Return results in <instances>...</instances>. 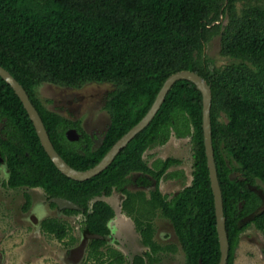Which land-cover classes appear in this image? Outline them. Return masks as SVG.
Wrapping results in <instances>:
<instances>
[{"label":"trees","instance_id":"1","mask_svg":"<svg viewBox=\"0 0 264 264\" xmlns=\"http://www.w3.org/2000/svg\"><path fill=\"white\" fill-rule=\"evenodd\" d=\"M217 33L221 54L229 62L212 66L204 49ZM0 65L24 86L56 150L79 170L96 165L143 118L171 74L184 69L199 73L213 94V146L230 243L227 264H235L241 235L251 223L264 236V0H0ZM44 82L74 88L114 84L107 100L112 122L98 147L67 138L72 122L49 110L36 94ZM173 133L192 140L191 182L173 197L158 186L150 196L128 190L125 184L135 172L149 174L157 183L166 175L183 174L181 169L167 171L182 162L179 158L159 157L148 164L144 157ZM0 155V166L5 164L8 171L5 187H39L47 198L65 197L84 208L64 212L84 213V232L104 236L90 240L91 256L105 254L102 248L115 210L103 197L119 189L126 194L123 206L128 212L149 205L171 220L184 264H219L203 96L190 80L174 83L148 126L104 171L79 181L51 160L23 102L0 75ZM143 179L150 183L148 177L138 178ZM25 197L27 210L32 197ZM41 227L59 239L68 234L67 223L58 217L43 219ZM139 229L152 248L146 257L153 264L163 248L153 240L151 222H141ZM108 249L118 260L120 254ZM133 264H146V259L137 255Z\"/></svg>","mask_w":264,"mask_h":264},{"label":"rangeland","instance_id":"2","mask_svg":"<svg viewBox=\"0 0 264 264\" xmlns=\"http://www.w3.org/2000/svg\"><path fill=\"white\" fill-rule=\"evenodd\" d=\"M204 50L212 66H221L229 62V58L221 54V37L218 33L211 36ZM113 88V83L92 82L80 88H73L44 82L36 87V94L48 108L72 119L85 120L91 114L90 110L92 115L94 114V119L99 115H105L104 96L107 91ZM81 142H76L74 145L80 146L83 144ZM168 156L179 158L182 161L179 168L185 170L186 183H190L194 168L191 138L174 137L166 145L155 147L145 153V159L148 163L157 157L166 158ZM175 167L176 165L172 168ZM7 177V167L3 164L0 166V264H108L110 262L111 258L106 254L102 258L90 255V239L86 237L82 228V214H66L57 207L51 206L42 188L34 190L25 187L20 189L5 187L2 181ZM165 182L164 191L167 190L171 193L181 189L185 184L180 180L165 179ZM131 189L138 190L135 181L132 183ZM149 189L146 191L147 194H149ZM26 193L32 197L27 210L24 209ZM117 195L119 193L114 192V196L117 197ZM114 196L113 194L110 195L106 201H110L112 197L114 199ZM114 202L111 205L115 208ZM119 209L120 212L128 215L127 210L122 207ZM159 211L145 205L140 211L136 210L131 214L138 227H140L141 222L146 224L148 219L156 216L153 218L155 231H157L156 238L167 249L162 255L163 263L184 264L185 255L174 226L168 219L162 218ZM48 217H58L65 220L68 225V234L65 238L59 239L42 230L41 222ZM118 217L123 222V216H116L113 220H117ZM136 222L133 226L135 229H137ZM114 225L115 222L112 221V230L116 228ZM122 227H124L123 232L120 234ZM118 233L120 239L124 241L123 244L126 245V249H128V264H131L134 255L139 250L136 249L132 252L128 247V242L134 243L132 237L135 235L132 234V230L128 232V220L127 224H121ZM111 236L112 239L108 240L104 247L114 245L115 232L112 231ZM136 244L138 247L141 242ZM71 248L75 250L73 254L70 253ZM235 264H264V236L253 223L241 235L236 250Z\"/></svg>","mask_w":264,"mask_h":264},{"label":"water","instance_id":"3","mask_svg":"<svg viewBox=\"0 0 264 264\" xmlns=\"http://www.w3.org/2000/svg\"><path fill=\"white\" fill-rule=\"evenodd\" d=\"M0 75L4 80H6L12 88L15 90L16 94L20 97L26 108L33 124L36 128L38 136L44 146L47 154L57 166V168L66 176L79 181L88 180L91 177L104 171L115 159V157L129 144V142L141 132L154 116L157 114L161 105L163 104L165 97L171 87L177 80L187 79L194 82L197 88L202 92L203 96V130H204V143L205 152L207 156V163L209 167L211 187L214 194L215 209H216V219H217V231L220 242L221 258L219 264H227L229 257V238L226 229V216L224 213L223 195L222 189L218 177V169L215 162V151L213 146V136H212V120H211V108H212V89L211 84L199 73L193 70H180L171 74L164 82L162 88L158 92L156 99L154 100L151 108L143 116V118L137 122L132 128H130L123 136H121L110 148V150L104 155V157L93 167L86 170H79L70 165L62 155L56 150L50 135L46 129L44 121L32 103L30 96L24 86L2 65H0ZM66 136L69 140L75 141L80 138V134L74 128L67 130ZM4 159L0 155V162ZM49 203H55L59 209H74L83 211L84 208L77 204L76 202L60 196H53L48 199ZM89 238H104L100 234H88ZM202 264V260L200 263Z\"/></svg>","mask_w":264,"mask_h":264},{"label":"flooded vegetation","instance_id":"4","mask_svg":"<svg viewBox=\"0 0 264 264\" xmlns=\"http://www.w3.org/2000/svg\"><path fill=\"white\" fill-rule=\"evenodd\" d=\"M98 83V82H97ZM103 83H110V82H103ZM87 84H89V83H87ZM83 87V86H82ZM74 88V87H73ZM114 90V88L112 89V90H109V91H107L106 93H105V96H104V104H103V108H104V110H105V115H99V116H97V118L96 119H94V114L92 115V111L90 110L89 112L91 113L90 115H88L86 118H85V120H79V119H72V118H70V117H67V116H65V115H62L61 113H59V112H57V111H55V110H53V109H50V108H48L46 105V107L49 109V110H51V111H53V112H56V113H58V114H60L61 116H63V117H65V118H67L69 121H71L72 122V125L71 126H69V128L68 129H71V128H74V129H76L77 131H78V133L80 134V141L81 140H83V143H84V145H89L90 146V148H96V147H98L101 143H102V140H103V138H104V136H105V134H106V132H107V130H108V128H109V126H110V124H111V122H112V116H111V113H110V111L107 109V100H108V96L110 95V93L112 92ZM73 124H76V125H73ZM91 127V128H90ZM67 129V130H68ZM174 137H178V138H186V137H189V136H185V137H183V136H177L176 134H172L171 136H170V138L164 143V144H160V145H156V146H154L153 148H155V147H158V146H164V145H166L172 138H174ZM84 140H86L85 142H84ZM153 148H151V149H153ZM151 149H149V150H151ZM148 151V150H147ZM146 151V152H147ZM145 152V153H146ZM144 157H145V154H144ZM168 157H170V156H168ZM157 158H159V157H157ZM161 158H163V157H161ZM167 158V157H166ZM154 161V160H153ZM153 161L151 162V163H148V164H152L153 163ZM3 165V164H2ZM1 165V166H2ZM179 166L180 165H177L175 168H172V167H174V166H171L167 171H172V170H175V169H181V170H183V174L182 175H179V176H177V177H169V176H165V177H163V178H161V180L157 183V181L151 176V175H149V174H144V173H142V172H135L134 174H132V179H131V181H129L127 184H125V187L128 189V190H130V191H138V190H143L146 194H147V189H149V194H147L148 196H150V193H151V191L152 190H154V189H156V187L158 186V188L160 189V191L164 194V195H168L169 197H173V196H175L176 194H178L179 193V191L182 189V188H184L187 184H189V183H186V172H185V170L183 169V168H179ZM135 175V176H134ZM148 177L149 179H150V183H145V179H143V180H138V178L139 177ZM8 178V177H7ZM7 178H5V179H7ZM4 179V180H5ZM165 179H170V180H172V181H183V182H185V184H184V186L181 188V189H178L177 191H174V193H171V192H168L167 190V192L166 191H164V185L166 184V182H165ZM135 181V183H136V185H137V187H138V190H132L131 189V185H132V183ZM192 180V179H191ZM2 183H3V181H2ZM175 184V183H174ZM9 188V187H8ZM21 188H24V187H21ZM25 188H28V187H25ZM12 189H20V188H12ZM29 189H39V187H32V188H29ZM167 189V188H166ZM45 192V191H44ZM114 192L115 193H119V195H117V197H115L114 196ZM46 194V193H45ZM113 196H114V199H113V197H112V201L110 200V201H107L110 205H111V203L112 202H114V204H115V208H114V210H115V215H114V217L113 218H116V216H123L122 218H123V222L120 220V218L118 217V219L116 220H113V218L109 221V227H111V223H112V221L113 222H115V225H114V227H116L115 228V230L113 229L112 230V227H111V233L106 237V239H107V241L108 240H111L112 239V231L113 232H115V234H116V236L114 237V239H113V241H114V245L113 246H107V247H104V248H102L103 250H104V252H105V254L106 255H108V257H110L111 258V260H116V256L115 255H117V254H115V255H113V257H111L108 253H107V251L108 252H110L109 251V247H112L113 249H115L116 250V252L117 253H119L120 255H118L117 256V258H119L118 260H116L115 261V264H128V255H127V253H128V249H126L127 247H126V245L125 244H123V240H121L120 239V235H119V233H118V230H119V228L121 227V224L122 223H125V224H127V220H128V232H130L131 230H132V234H135L132 238H133V241H134V243H129L128 242V247H129V249L132 251V252H134L136 249L137 250H139L135 255H134V258H133V260H132V262H131V264H133V262H134V259L136 258V256L137 255H143L144 257H145V259H146V264H149V261L147 260V257H146V255L149 253V252H152V248L150 247V246H148V245H145V243H144V241H143V235H142V231H141V229H139V227H138V224H137V222H136V220H133V218H132V214H131V212H128V215H126V214H124V213H122V212H120V207H122L124 210H126L125 208H124V200L126 199V194L123 192V191H121V190H119V189H114V191H113ZM111 194V195H112ZM47 197V196H46ZM108 197L109 196H106V197H103V199H108ZM51 198V197H50ZM48 199L49 198H47V201H48ZM116 203H117V205H116ZM50 205L52 206V203H50ZM54 207H57V205L56 206H54ZM119 207V208H118ZM58 208V207H57ZM59 209V208H58ZM59 210H61V209H59ZM64 210L65 209H62L61 211L62 212H64ZM65 213V212H64ZM66 214H68V213H66ZM71 214V213H70ZM72 214H75V213H72ZM76 214H82L83 216H84V213H76ZM159 214H161L160 213V211H159ZM156 215V214H155ZM162 216V215H161ZM153 218H156V216H154ZM152 218V219H153ZM162 218H163V216H162ZM83 219V218H82ZM152 219H148L147 221H146V224H148V222H151L152 223V225H153V227H154V231H153V240L157 243V245L160 247H162L163 249H161V250H159L157 253H156V255H155V257H153L155 260H154V262H153V264H164L163 263V254L165 253V251L167 250L166 249V247H164L163 246V244H161L158 240H157V238H156V232L157 231H155V221H154V219L152 220ZM167 219V218H166ZM168 221L169 222H171V220H169L168 219ZM136 222V225L135 226H137V229H135L133 226H134V223ZM172 223V222H171ZM145 224V225H146ZM173 224V223H172ZM124 225V224H123ZM123 228L124 227H122L121 228V230H120V234H122V232H123ZM175 229V228H174ZM176 232V231H175ZM88 234L89 233H85V235H86V237L88 238V239H93V238H89L88 237ZM129 234V233H128ZM177 235V234H176ZM141 242V245H139L138 247L136 246L137 244L136 243H140ZM170 247V246H169ZM168 248V247H167ZM174 249V248H173ZM74 249L73 248H71L70 249V253L71 254H73L74 252H75V250L73 251ZM153 255V254H152ZM185 255V254H184ZM105 256V255H104ZM120 256V257H119ZM115 257V258H114ZM111 260H110V262H108V264H111Z\"/></svg>","mask_w":264,"mask_h":264}]
</instances>
